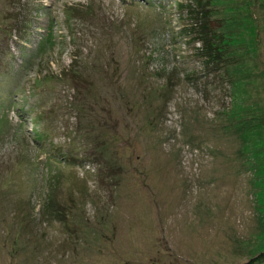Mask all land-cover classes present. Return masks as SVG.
<instances>
[{"label": "rangeland", "instance_id": "374dc122", "mask_svg": "<svg viewBox=\"0 0 264 264\" xmlns=\"http://www.w3.org/2000/svg\"><path fill=\"white\" fill-rule=\"evenodd\" d=\"M202 1L232 88L193 0H0V264H264V0Z\"/></svg>", "mask_w": 264, "mask_h": 264}, {"label": "trees", "instance_id": "16d2710c", "mask_svg": "<svg viewBox=\"0 0 264 264\" xmlns=\"http://www.w3.org/2000/svg\"><path fill=\"white\" fill-rule=\"evenodd\" d=\"M193 1V3H188L189 14L183 17V20H187L184 22L185 29L189 31L187 34L193 35L196 38L195 41L201 43L199 52L206 59L205 65L210 73H219L222 68H225V73H228V67L236 63L231 56L229 39L224 33H217L211 28V23H209L211 13L205 7L206 4L202 0ZM178 6L186 7L183 3ZM229 75L230 73H228V78L230 77L229 83L232 88L234 82Z\"/></svg>", "mask_w": 264, "mask_h": 264}]
</instances>
